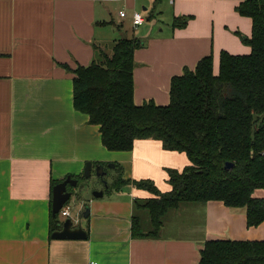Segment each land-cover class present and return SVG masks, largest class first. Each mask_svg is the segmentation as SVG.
<instances>
[{"label":"crops","instance_id":"0c3cea01","mask_svg":"<svg viewBox=\"0 0 264 264\" xmlns=\"http://www.w3.org/2000/svg\"><path fill=\"white\" fill-rule=\"evenodd\" d=\"M237 3L0 0V264H198L208 240H264V221L248 227L243 211L217 200L184 203L164 215L156 237L134 238L133 200L152 195L131 184L93 202L86 239L49 232L50 180L78 176L87 161L113 158L123 178L151 179L161 191L170 189L165 168L188 163L154 140H136L131 151L105 149L98 126L73 107V70L92 61L95 46L136 36L134 102L166 105L170 79L184 67L212 55L216 68L221 50L250 52L242 37H250L252 22ZM140 10L154 17L134 26ZM178 16H188L182 28L172 26ZM162 17L166 27L152 22Z\"/></svg>","mask_w":264,"mask_h":264},{"label":"trees","instance_id":"16d2710c","mask_svg":"<svg viewBox=\"0 0 264 264\" xmlns=\"http://www.w3.org/2000/svg\"><path fill=\"white\" fill-rule=\"evenodd\" d=\"M235 9L251 19L250 37H242L250 52L221 50L217 73L212 55L199 59L193 69L184 67L170 79L166 105L134 102V51L141 46L136 36L116 39L106 48L95 46L92 61L73 70V107L98 126L105 149L131 151L136 140H154L188 160L181 169L165 168L167 191L148 178H123L122 166L114 164L116 174L104 194L131 184L152 195L133 200L134 238L156 237L164 215L188 202L221 201L243 211L248 227L264 221V196H254L256 189H264V0H238ZM187 20L175 17L172 26L182 28ZM227 162L230 168H225ZM60 181L51 179L50 191ZM138 209L148 212V232ZM62 222L61 211L52 215L50 201V234ZM198 264H264V240H208Z\"/></svg>","mask_w":264,"mask_h":264},{"label":"rangeland","instance_id":"374dc122","mask_svg":"<svg viewBox=\"0 0 264 264\" xmlns=\"http://www.w3.org/2000/svg\"><path fill=\"white\" fill-rule=\"evenodd\" d=\"M140 13L145 18V22H147V18L151 16V19L154 17L152 12L150 10H140ZM164 18L166 15L163 16ZM160 18L158 20H152L155 24L159 22V26L166 27V23H169V20L164 21V18ZM215 72L217 73L218 70V63L216 68H214ZM103 164V173L104 175L101 177L99 173L97 172L96 165L92 164V167L90 169V174L88 177H85L83 175V171L77 178V184L75 187L72 188V195L68 203L65 205V207L70 211V215L68 216L75 222L76 218V224H82L83 226H86V224L91 219V215L87 218H84L82 215V210L84 209V205H86L90 210L93 206V202H103L108 200L107 196L108 194H103L102 197H95L93 193L95 191L104 190L105 182L110 183L113 179V177L116 174V171L114 167L111 165L115 164L113 158H109L108 160H105L104 162H101ZM84 168V167H83ZM254 196L256 197H262L264 196V189H256L254 191ZM136 215L139 216L141 221V226L143 231L148 232L150 230V223H149V216L148 212L144 209H138L136 211ZM67 217L62 216V219H66Z\"/></svg>","mask_w":264,"mask_h":264},{"label":"water","instance_id":"95a60500","mask_svg":"<svg viewBox=\"0 0 264 264\" xmlns=\"http://www.w3.org/2000/svg\"><path fill=\"white\" fill-rule=\"evenodd\" d=\"M114 167V165H111ZM232 166L231 163H226L225 168H230ZM92 167V162L87 161L83 168V175L88 177L90 174V169ZM97 172L102 177L103 173V165H96ZM77 184V180L73 178L71 175H67L63 180L56 183L52 187L51 191V213L52 215H56L60 212V210L64 207L65 203L70 200L72 191L68 190V186L71 188L75 187ZM106 186V183H105ZM104 194L103 190L95 191L93 195L95 197H102ZM90 214V209L86 207L82 212L84 218H87ZM88 236L87 231L79 224H74V221L67 217L63 220L60 229L55 230L51 233L52 239H68V240H83Z\"/></svg>","mask_w":264,"mask_h":264},{"label":"built area","instance_id":"2783aa9c","mask_svg":"<svg viewBox=\"0 0 264 264\" xmlns=\"http://www.w3.org/2000/svg\"><path fill=\"white\" fill-rule=\"evenodd\" d=\"M119 17L124 18L126 17V13L124 11H120L119 12ZM144 22V17L142 16V14L140 12H134L132 14V24L134 26L140 25ZM61 216H65L68 217L70 215V211H68V209L64 206L61 210ZM76 218H75V222H76ZM74 222V224H75Z\"/></svg>","mask_w":264,"mask_h":264},{"label":"flooded vegetation","instance_id":"af4514ba","mask_svg":"<svg viewBox=\"0 0 264 264\" xmlns=\"http://www.w3.org/2000/svg\"><path fill=\"white\" fill-rule=\"evenodd\" d=\"M102 165H103V164H102ZM105 183H106V182H105ZM86 207H87V206H86V205H84V209H85ZM84 209L82 210V212L84 211ZM82 212H81V213H82ZM75 224H76V223H75ZM79 225H80V224H79Z\"/></svg>","mask_w":264,"mask_h":264}]
</instances>
